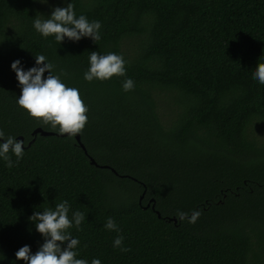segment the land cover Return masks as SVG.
I'll return each instance as SVG.
<instances>
[{"label":"trees","instance_id":"obj_1","mask_svg":"<svg viewBox=\"0 0 264 264\" xmlns=\"http://www.w3.org/2000/svg\"><path fill=\"white\" fill-rule=\"evenodd\" d=\"M61 3L0 0V129L25 147L14 167L0 161V264H21L14 251L24 243L35 251L28 216L61 199L85 213L71 232L89 260L264 264V85L251 77L264 60V0H74L101 21V39L57 44L31 20ZM92 50L122 53L135 87L122 91L115 75L85 81ZM39 52L88 105L79 132L88 153L75 135L34 134L53 129L15 104L10 61L27 67ZM193 210L194 223L177 218ZM109 216L127 252L112 247Z\"/></svg>","mask_w":264,"mask_h":264},{"label":"clouds","instance_id":"obj_2","mask_svg":"<svg viewBox=\"0 0 264 264\" xmlns=\"http://www.w3.org/2000/svg\"><path fill=\"white\" fill-rule=\"evenodd\" d=\"M40 4H48L49 0H38ZM50 11L45 14L36 11L32 16L31 27L40 37L60 44L63 41L78 42L82 38H90L93 42L101 39V21L89 18L84 12H77L74 0H62V3L50 5ZM127 61L119 52H97L92 50L87 56V67L82 72L85 81H104L112 76L123 77L121 90L129 91L135 87L132 77L125 75ZM10 70L14 73L19 95L15 104L33 118L37 124L47 126L58 134H66L69 138L79 133L88 120V105L82 98L81 91L66 83L63 69L57 66L43 53L34 55V62L25 67L22 58L10 61ZM251 77L258 85H264V60H257ZM22 139L15 134H6L0 129V161L4 167L12 168L25 155ZM15 157V159H13ZM199 210L187 212L178 211L177 218L194 223ZM85 213L72 209L67 199L55 202L53 206L41 209L33 208L28 220L40 234V242L33 251L29 244L24 243L14 251L16 260L21 264H102L99 257L87 259L79 255L80 239L72 235L71 229L77 232ZM103 227L114 230L117 235L112 239V247L121 252H127L123 244V235L114 219L105 218ZM0 257V260H3Z\"/></svg>","mask_w":264,"mask_h":264},{"label":"water","instance_id":"obj_3","mask_svg":"<svg viewBox=\"0 0 264 264\" xmlns=\"http://www.w3.org/2000/svg\"><path fill=\"white\" fill-rule=\"evenodd\" d=\"M33 133H34V134H36V133H40V134H42V135L58 134L57 132H55V131H53V130H46V129H43L42 127H36V128L34 129ZM58 135H66V134H58ZM75 137H76L77 141L79 142L80 146L83 147L84 151H85L86 153H88V152H87V149H86V147H85V145L81 142L80 133L75 134ZM18 138L23 140V136H22V135L18 136ZM89 158H90V161H91L92 164H97V165H98V163L96 162V160H95L93 157H89ZM144 195H145V190H144V191L142 192V194L140 195V198H139V199H140V202H141V200L143 199ZM154 205H155V198L152 197V198H150V199L148 200L147 204H146L144 207L152 206V207L154 208ZM157 213H158V215L160 216V213H159V212H157ZM172 219H173L175 222H176V220H177L175 217H173Z\"/></svg>","mask_w":264,"mask_h":264}]
</instances>
